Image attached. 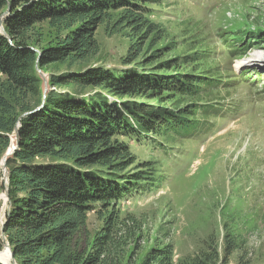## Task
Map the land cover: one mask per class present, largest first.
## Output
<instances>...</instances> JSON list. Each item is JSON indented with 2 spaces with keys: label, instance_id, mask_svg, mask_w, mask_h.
Wrapping results in <instances>:
<instances>
[{
  "label": "trees",
  "instance_id": "obj_1",
  "mask_svg": "<svg viewBox=\"0 0 264 264\" xmlns=\"http://www.w3.org/2000/svg\"><path fill=\"white\" fill-rule=\"evenodd\" d=\"M162 1L0 0V19L8 12L7 36L0 32V195L1 160L17 147L6 162L10 209L3 227L17 264H229L237 250L221 257L211 240L175 262L170 244L138 261L142 233L123 204L155 190L157 167L131 146L201 129L196 115L208 109L203 101L216 82L201 71L200 55L161 61L169 48L159 45L165 32L152 6ZM101 27L129 40L126 68L59 73L99 52ZM247 34L237 36L245 48L264 41ZM39 70L51 73L47 92ZM93 216L102 223L96 232Z\"/></svg>",
  "mask_w": 264,
  "mask_h": 264
},
{
  "label": "rangeland",
  "instance_id": "obj_2",
  "mask_svg": "<svg viewBox=\"0 0 264 264\" xmlns=\"http://www.w3.org/2000/svg\"><path fill=\"white\" fill-rule=\"evenodd\" d=\"M152 9L165 32L159 45L169 48L161 61L168 55H200L201 71L216 82L203 101L208 109L196 115L201 129L131 146L140 161L157 167L155 190L123 204L124 214L136 218L142 233L138 261L154 247L172 244L177 262L214 240L221 257L236 247L229 264H264V41L245 48L237 37H264V0H163ZM42 30L50 31L47 25ZM96 36L99 52L83 63L62 66L59 73L89 66L125 69L129 40L108 37L104 27ZM257 55L263 59L256 60ZM50 74L42 75L45 92L51 88ZM2 195L0 234L10 209ZM101 224L93 216L95 232ZM6 252L0 250V259L9 264Z\"/></svg>",
  "mask_w": 264,
  "mask_h": 264
},
{
  "label": "water",
  "instance_id": "obj_3",
  "mask_svg": "<svg viewBox=\"0 0 264 264\" xmlns=\"http://www.w3.org/2000/svg\"><path fill=\"white\" fill-rule=\"evenodd\" d=\"M8 15V12L7 13H5L4 14V16H2L1 17V19H0V27H1V33L2 34H4V35H6L7 36V34H6V32H5V30H4V28L2 27L3 25H2V23H3V20H4V17L5 16H7ZM39 73L41 74V75H43L42 73H41V71L39 70ZM19 128H20V126H17L16 127V129H15V139L18 141V138H19ZM17 148V147H16ZM16 148L15 149H13L12 151H10V153H7L3 158H2V160H1V167H2V170H3V181H4V179H7V176H6V171H7V167H6V162H7V159H8V157H10L14 152H15V150H16ZM4 193H5V195H6V201H8V202H10V199H9V189L8 188H6L5 189V191H4ZM2 197V194L0 195V198ZM5 224V223H4ZM4 224H3V226H2V233H1V236H2V238H3V247L6 249V250H8V251H10L11 252V260H12V264H17V262H16V259H15V256H14V252L11 250V247H10V245H9V243L6 241V239H5V236H4V231H3V227H4ZM0 263L1 264H6V263H3L1 260H0Z\"/></svg>",
  "mask_w": 264,
  "mask_h": 264
},
{
  "label": "bare ground",
  "instance_id": "obj_4",
  "mask_svg": "<svg viewBox=\"0 0 264 264\" xmlns=\"http://www.w3.org/2000/svg\"><path fill=\"white\" fill-rule=\"evenodd\" d=\"M261 59H263L262 58V56H260V55H257V57H256V60H260V58ZM253 58V57H252ZM240 68V67H239ZM238 68V69H239ZM4 198H6V195H4ZM6 250V249H5ZM8 251V250H7ZM1 254V253H0ZM4 257H5V261H8L9 260V264H12V260H11V252L10 251H8V253L6 252L5 254H4ZM1 260V259H0ZM3 262V261H2ZM4 263V262H3ZM7 264V263H6Z\"/></svg>",
  "mask_w": 264,
  "mask_h": 264
}]
</instances>
